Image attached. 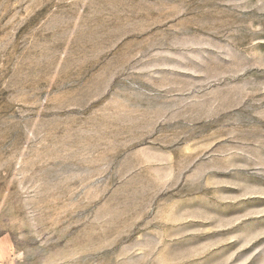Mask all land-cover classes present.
<instances>
[{"label": "rangeland", "instance_id": "rangeland-1", "mask_svg": "<svg viewBox=\"0 0 264 264\" xmlns=\"http://www.w3.org/2000/svg\"><path fill=\"white\" fill-rule=\"evenodd\" d=\"M0 264H264V0H0Z\"/></svg>", "mask_w": 264, "mask_h": 264}]
</instances>
